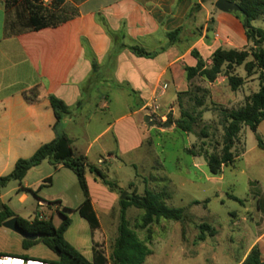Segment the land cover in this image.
<instances>
[{
    "label": "rangeland",
    "instance_id": "rangeland-1",
    "mask_svg": "<svg viewBox=\"0 0 264 264\" xmlns=\"http://www.w3.org/2000/svg\"><path fill=\"white\" fill-rule=\"evenodd\" d=\"M189 1L194 4L188 13L187 27L193 23L196 28L189 30L182 27L180 37L183 35V39L179 47L184 52L191 46V32H200V25L206 26L207 33L211 34V21L217 26V17L220 15L227 18L233 16L241 22V16L236 12L225 13L216 9V0H201L203 9L195 7L197 0ZM252 25L264 27V18L261 16L253 20ZM243 41V47L238 40L236 44L239 47H229L230 42L224 46L228 49L252 47L245 38ZM217 45L222 46L221 41ZM209 51L210 48L201 49V56L207 63L210 62ZM235 74L243 79V83L232 90L223 75L213 83L196 77L188 84L183 64L174 66L173 81L170 76L166 77L169 86L156 102L159 105L158 112L166 117L158 120L157 115H153L156 122L152 126L144 121L149 109L137 111L141 102L136 93L131 92L126 84H114L111 80L105 82L106 77L91 87L89 94L92 100L85 102L68 128V134L75 138L73 145L76 152H83L89 146L88 162L115 180L117 187L125 191L126 195L132 192L143 194L144 190H151L162 193L168 206L184 209L182 221L161 218L150 226L153 231L149 243L152 253L143 264H234L264 229V148L257 144V136L264 143V120L255 132L248 126L241 127L233 149L237 158L224 167L222 173L211 175L206 164L207 156L220 152L222 147L224 130L220 109L229 110L239 106L260 85L258 70L248 76L242 65L235 69ZM99 91L104 96L102 100L106 106L95 108L93 100L97 99ZM197 99L201 100L202 105L197 103ZM134 111L130 115L132 121L122 120L119 128L129 136L132 132L136 133L143 141L139 146L122 149L114 128H106L118 116ZM181 111L196 118L191 132L183 131L173 124ZM169 116L171 124L164 127ZM110 151L114 155L111 159L97 163L98 158H104ZM47 161L27 176L28 182L33 183V190L41 184L36 196L27 192L28 199L20 202V192L16 189L19 184L16 180H10L0 188L4 193L2 202L26 219L38 217L39 214L41 218H51L54 226L60 224L62 214H65L70 219V225L64 232L68 243L88 260L92 258L95 245L109 256L117 234L118 199L121 194L108 190L95 181L91 173H86L93 209L99 220V227L92 230L76 211L83 199L76 175L69 168L53 166ZM47 177L51 178L50 182L44 181ZM39 200L46 203L41 206ZM204 200H207L205 204ZM194 201L200 203L193 204ZM140 213L139 209L130 206L126 210V217L138 236L144 238L146 229L138 227ZM202 222L211 225L216 234L207 235L203 241H198V224ZM18 237L17 233L0 224V250L21 249L30 258L56 259V255L40 241L23 249Z\"/></svg>",
    "mask_w": 264,
    "mask_h": 264
},
{
    "label": "crops",
    "instance_id": "crops-1",
    "mask_svg": "<svg viewBox=\"0 0 264 264\" xmlns=\"http://www.w3.org/2000/svg\"><path fill=\"white\" fill-rule=\"evenodd\" d=\"M24 2L0 0V176L9 173L18 159L30 157L41 144L60 134L71 139L75 153L87 157L89 146L83 152H76L73 145L75 138L68 134V128L76 116L64 117L54 127L55 116L48 99L50 95L71 107L83 99L84 106L85 102L92 100L89 94L91 87L108 77L105 82L111 80L114 84H126L131 92L136 93L141 102L137 110L140 111L157 86L165 83L167 86L162 95L166 93L169 86L166 77L170 76L173 81L174 66L195 65L196 60L190 55L191 48H195L200 55L202 48H210V56L217 47L228 49L224 46L226 42H230L229 47H239L237 40L241 47L245 45L242 23L236 17L220 15L217 17V26L211 21V34L207 33L206 26L201 25L200 32H191V46L185 52L179 47L182 35L180 41L167 46L153 58L137 56L127 47H118L114 56L108 59L112 40L100 19L113 32L122 30L125 43L156 50L168 44V31L187 27L188 13L194 3L189 0H62L55 4L51 0L48 6H41L65 20L55 26L34 29L28 25L29 10ZM195 4L200 5L198 8H204L201 0ZM194 25L190 23L187 28L193 30L196 28ZM219 41L222 46H215ZM86 45L98 63L95 72H92ZM147 45L157 47L149 48ZM29 91L37 94L33 102L25 97L24 93ZM102 98L104 96L99 91L97 99L93 100L95 108L106 106ZM135 112L118 116L106 128H114L122 149L139 146L143 141L136 133L132 132L129 136L119 128V123L130 120V115ZM113 156L110 151L104 158H98L97 163H103ZM43 162L45 160L26 172L22 179L24 183L21 181L24 187L32 189L33 183L28 182L27 176ZM3 195L0 191L1 202ZM27 199V192L20 193V202ZM91 201L93 204L92 197ZM39 203L43 206L46 202L39 200ZM18 238L22 247L23 237ZM254 245L259 248L260 256L264 259V229L234 264H239ZM0 255L28 257L25 251L12 248L0 250Z\"/></svg>",
    "mask_w": 264,
    "mask_h": 264
},
{
    "label": "trees",
    "instance_id": "trees-1",
    "mask_svg": "<svg viewBox=\"0 0 264 264\" xmlns=\"http://www.w3.org/2000/svg\"><path fill=\"white\" fill-rule=\"evenodd\" d=\"M24 1L29 10L28 25L34 29L55 26L65 20L54 11H49L42 7L38 0ZM61 1L53 0L55 4ZM234 1L241 8V12L236 13L241 16L244 35L246 40L252 44V47L250 49L217 47L211 53L209 63L202 58L195 48H191L190 55L195 58L196 63L194 66L183 65L185 79L188 84L196 77L208 83H213L219 76L223 75L227 78L232 90H236L243 83V79L235 74L237 67L243 65V69L248 76L254 74L256 70L259 71L258 79L260 80V85L256 92L246 96L244 101L237 107L229 110L220 109L224 130L222 147L220 152L211 153L206 159L208 171L214 176L222 173V169L232 164L237 158V154L233 149L238 141L241 127L243 125L248 126L255 132L259 123L264 120V27L252 25L253 20L261 16L264 18V0ZM199 6V4L196 5L197 8ZM100 21L112 40L108 59L114 56L118 47H127L137 56L153 58L158 53L164 51L167 46H172L180 41L182 31V27L168 31L166 33L168 39L166 46H162L156 50H147L139 45L125 43V34L122 30L113 32L103 19H100ZM86 53L91 61L92 72H95L98 63L88 45H86ZM90 77L93 79L92 75ZM24 94L29 102L35 101L37 97V94H31V91ZM48 99L55 116L54 127L62 118L76 116L83 105V99H79L72 107L66 105L61 99L53 95H50ZM196 101L199 105H202L200 99ZM167 121L171 122L170 116L167 117ZM195 122V117H192L185 111H181L180 117L176 119V126L183 131L191 132ZM257 144L259 147L264 148V143L258 136ZM44 160H48L53 166L61 165L74 172L83 195V199L76 208V211L88 222L92 230L97 229L99 227V220L93 209L86 173H91L95 181H98L110 191H115L118 194H122L123 191L117 187L118 184L115 180L108 178L103 170L88 162L85 155L75 153L71 139L65 134H60L53 140L41 144L30 157L18 159L9 173L0 176V188L4 187L10 180H16L19 183L17 192H31L36 196V192L41 184L38 185L36 190H33L24 187L21 181L30 168L39 165ZM44 181L50 182L51 178L47 177ZM118 200L119 223L110 254L106 256L104 251L95 245L91 260H88L65 240L64 232L70 225V219L65 214H62L60 224L54 226L51 218L45 219L35 216L32 219H26L16 215L5 204H2L0 206V224L12 217H16L17 224L25 232L39 235L38 238L33 240L22 238V248L28 249L40 241L56 255V259L51 261L55 264H143L146 257L152 253L149 243L152 240L153 231H151L150 226L161 218L182 221L184 219V209L182 207L168 206L162 193H156L151 190H144L143 194L132 192L126 195L125 199L119 197ZM206 202L207 200L203 201L204 204ZM199 203V201L193 202V204ZM130 206H134L141 211L138 227L146 229L144 238L138 236L136 229L130 226V222L126 217V210ZM198 230L199 233L196 237L198 241H203L207 235L213 236L216 234L215 229L205 222L198 224ZM239 264H264V259L260 256L259 248L256 245L252 246Z\"/></svg>",
    "mask_w": 264,
    "mask_h": 264
},
{
    "label": "built area",
    "instance_id": "built-area-1",
    "mask_svg": "<svg viewBox=\"0 0 264 264\" xmlns=\"http://www.w3.org/2000/svg\"><path fill=\"white\" fill-rule=\"evenodd\" d=\"M39 4L42 6H48L51 3V0H38ZM215 36L217 37L218 34L216 33ZM166 84L163 83L162 85L157 86V89L154 91L152 97L145 103L144 108L149 109L148 115H150L151 119L154 118L153 115H157L158 120L161 118H165V114H160L159 105L156 103L157 98L162 95L163 90L166 88ZM167 122V120L165 121ZM40 216V214H39ZM0 264H55L49 260H42L38 258H30L26 256H15V255H0Z\"/></svg>",
    "mask_w": 264,
    "mask_h": 264
},
{
    "label": "water",
    "instance_id": "water-1",
    "mask_svg": "<svg viewBox=\"0 0 264 264\" xmlns=\"http://www.w3.org/2000/svg\"><path fill=\"white\" fill-rule=\"evenodd\" d=\"M215 8L218 9L221 12H225V13H231V12H241V8L240 6L232 1V0H216L215 2ZM144 121L148 126H152L155 124V120L150 118V115L146 114L144 116ZM170 122H165L164 123V127L170 125ZM173 124H176V122H173ZM121 199H125L126 198V192L123 191L122 194L120 195ZM0 206H2V202L0 200ZM2 225L5 228H8L16 233H18L21 237L26 238V239H36L39 235L37 234H32V233H28L25 232L18 224L16 221V217H12L6 221H4L2 223Z\"/></svg>",
    "mask_w": 264,
    "mask_h": 264
}]
</instances>
